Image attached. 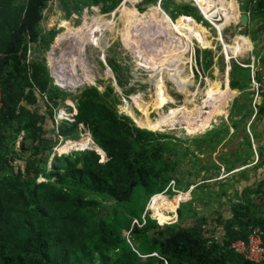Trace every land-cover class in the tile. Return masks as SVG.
Here are the masks:
<instances>
[{
  "label": "trees",
  "instance_id": "trees-1",
  "mask_svg": "<svg viewBox=\"0 0 264 264\" xmlns=\"http://www.w3.org/2000/svg\"><path fill=\"white\" fill-rule=\"evenodd\" d=\"M50 1L0 0V264H257L232 248L234 241L247 240L253 228L264 231V213L253 209L249 199L233 203L228 218L199 215L195 208L186 215L183 204L176 221L161 224L145 211L148 200L174 179V165L166 157L176 155L169 146L172 138L120 114L112 87L83 89L75 96L74 121L59 128L68 139L84 125L107 159L93 149L53 154L59 138H48L44 124L47 114L54 116L61 93L52 86L46 64L29 58L30 44L50 48L59 34L41 26ZM70 1L81 13L94 5L109 12L123 0ZM146 1L160 2L173 19L181 13L206 23L191 1L185 7L175 0ZM263 6L259 0L256 9ZM212 53L197 49L204 70L213 64V58L206 60ZM250 75V68L233 62L231 88L243 90ZM45 94L47 114L30 107ZM227 127L201 138L197 150L210 146L215 151L227 137ZM22 132L32 139V152L24 166H16ZM134 218L139 222L132 223ZM219 223L224 233L217 236Z\"/></svg>",
  "mask_w": 264,
  "mask_h": 264
},
{
  "label": "rangeland",
  "instance_id": "rangeland-1",
  "mask_svg": "<svg viewBox=\"0 0 264 264\" xmlns=\"http://www.w3.org/2000/svg\"><path fill=\"white\" fill-rule=\"evenodd\" d=\"M175 1L184 7L185 1H191V5L194 3L193 0ZM175 1L169 3L170 10ZM209 3H212L209 12L213 15L206 13L204 25L187 14L180 13L178 18H171L159 2L123 0L109 12H105L101 5H94L85 7L80 13L73 10L71 1L68 4L67 0H51L41 26L45 31H59L56 42L54 40L50 48L30 44L29 58L46 64L52 86L61 93L53 117L47 114V94L39 96L37 104L30 106L47 114L44 128L48 133L45 135L59 138L54 155L93 149L101 154L102 160L107 159H104L101 148L95 146L91 132L84 129V125L80 124L79 132L68 139L59 134L62 123L74 121L72 115L77 112L75 96L92 85L101 91L112 87L120 114H127L139 126L147 124L152 130L172 138L169 146L176 155L166 157L174 165V179L168 184L169 190L167 187L148 200L145 209L161 224L176 221L178 208L183 204L188 207L184 208L186 215L190 213L188 209L195 208L199 215L212 214L215 218L227 204L232 209V204L243 197L251 200L253 209L264 213V171L257 172L252 183L243 178L246 181L234 184V176L246 172V169L238 171L241 168L237 166L251 163L248 149L244 151L240 144L242 129L229 138L230 129L227 127L229 139L225 138L215 151L210 146L202 153L197 150L200 139L211 135L216 128L225 127L223 122L229 121L231 130L235 131L234 123L245 110L241 103H247L250 98L248 85L241 91L232 90L227 84L232 59L241 61L247 58L236 56L240 50L237 46H241L236 39H245L244 33H239V25H226L228 15L224 17L217 13L223 9H219L216 0ZM245 40L246 47L248 41ZM198 48L213 51L212 56L206 58L209 61L214 57L213 64L205 70L196 60ZM200 54L203 56V52ZM63 92L67 95L64 96ZM223 101L225 113L213 112L204 132L186 133L184 127L189 121L198 123L214 108L221 109ZM76 139L87 140L90 144L68 150L64 148L69 140ZM32 146V139L22 132L16 141V148L21 151L16 166H24ZM186 150L189 153L185 154ZM226 216L223 215L228 218ZM138 222L136 218L132 220V223ZM210 228L214 231L212 225ZM215 229L217 236L224 233L220 223Z\"/></svg>",
  "mask_w": 264,
  "mask_h": 264
},
{
  "label": "crops",
  "instance_id": "crops-1",
  "mask_svg": "<svg viewBox=\"0 0 264 264\" xmlns=\"http://www.w3.org/2000/svg\"><path fill=\"white\" fill-rule=\"evenodd\" d=\"M216 1H218V4H221L223 1L224 3L223 7L225 6L227 10L228 16L226 17L225 20L227 21L226 25L229 26L232 24L239 25V29L241 30L239 33H244L243 36L248 41L245 47L244 44L245 43L244 41H246L245 39L243 40L236 39L237 43L241 45L240 47L237 46L238 48H240V50H238L236 56L240 55L241 58L243 57H247V58L242 59L241 61H237L235 59L232 60L233 62H236L243 67H248L251 69V75H250L251 81L249 82L248 85V91H249L248 94L250 98L248 99L247 103L244 101L241 103V107H243L245 110L243 114H240L238 116V120L234 123L236 124L235 131L231 130L230 128L231 124L229 121L227 123L225 121L223 122V124L225 125V127L228 126V128L230 129L229 138L234 136L235 133L237 134L238 129L240 130L242 129L243 136L240 137V144L243 145V150L245 151L246 149H248L247 153L250 154V155L248 154L251 160L250 164L237 166L238 169L241 168L238 171L242 169H246L244 170L246 172H240V174H236L234 176L236 179L235 180L236 182H234V184H236L237 182L243 183V181H246L243 178H247L249 183H252L255 179L254 176L257 175V172L259 173L264 171V159L261 158L258 161L254 159V154L256 157V153L262 154L264 150V99L259 96L255 98V93H256L255 79L260 77V74L261 76L264 74V6L259 9L258 8L256 9L257 4H253L248 0H222V1L216 0ZM210 5L211 4L209 3V6ZM244 12L248 14V22L246 25L241 24V14ZM201 13L204 14V12L202 11ZM224 27H228V26H224ZM228 60L230 61V59ZM228 68L230 70L228 71L229 76L227 78V84L231 88L230 80H231L232 63L231 66H229ZM232 90H239V89H232ZM244 116H247L245 120H243ZM229 138H227L226 140H228ZM242 188L243 187H241L240 192L242 191ZM222 210H223L222 214L224 216H226L227 213H228L227 215L228 217L231 216L230 204H227V206L224 207Z\"/></svg>",
  "mask_w": 264,
  "mask_h": 264
},
{
  "label": "built area",
  "instance_id": "built-area-1",
  "mask_svg": "<svg viewBox=\"0 0 264 264\" xmlns=\"http://www.w3.org/2000/svg\"><path fill=\"white\" fill-rule=\"evenodd\" d=\"M259 0H252L253 4H257ZM193 5L200 6L196 4L195 0H193ZM223 2L219 4V9L221 12H217L218 14H222V16L225 17L227 14V10L225 6L223 7ZM218 8V7H217ZM202 12H204V16L207 17L208 15L205 13V11L200 8ZM211 9V8H210ZM209 9V11H210ZM208 11V12H209ZM210 13V12H209ZM213 13H210L209 16H212ZM255 84H256V93H255V98L262 97L264 99V74L261 76L260 79H255ZM3 91H2V86L0 84V108L3 105ZM74 119V115H72ZM262 157H264V150L262 154L256 153V161L260 160ZM264 231L260 227H255L251 230L249 233L248 239L243 240L239 239L237 241H234L232 243V248L242 254L246 259L250 260L251 262L257 263V264H263L264 263Z\"/></svg>",
  "mask_w": 264,
  "mask_h": 264
},
{
  "label": "bare ground",
  "instance_id": "bare-ground-1",
  "mask_svg": "<svg viewBox=\"0 0 264 264\" xmlns=\"http://www.w3.org/2000/svg\"><path fill=\"white\" fill-rule=\"evenodd\" d=\"M211 0H198V4L199 6L205 11V13H207L209 11V2ZM222 1V0H221ZM197 2V1H196ZM218 2V1H217ZM223 2V1H222ZM212 4V3H211ZM143 18V17H142ZM167 21V20H166ZM167 23V22H166ZM171 27V26H170ZM176 27V26H175ZM166 28V27H164ZM179 28V27H178ZM170 29V28H169ZM176 31V30H175ZM174 31V32H175ZM172 32V30H171ZM67 38V36H66ZM232 56V55H231ZM213 101H214V97H212ZM222 105V104H221ZM225 104H224V101H223V106L221 109H213L212 113L207 116L206 118L204 119H201L198 123H193L192 121H189L187 126L184 127V129L186 130V133L188 134H197V133H200V132H204L205 128L207 127L209 121L212 119V114L213 112H215L216 114H224L225 113V108H224ZM128 110V109H127ZM173 111H177L175 109H172ZM129 111V110H128ZM131 111V110H130ZM67 113V112H66ZM132 113V111H131ZM223 122V120L221 121ZM88 144H90L89 141L87 140H69L65 145H64V148L66 150L68 149H71L73 147H77V146H80V147H83V146H87Z\"/></svg>",
  "mask_w": 264,
  "mask_h": 264
},
{
  "label": "water",
  "instance_id": "water-1",
  "mask_svg": "<svg viewBox=\"0 0 264 264\" xmlns=\"http://www.w3.org/2000/svg\"><path fill=\"white\" fill-rule=\"evenodd\" d=\"M247 22H248V14L244 12V13L241 14V24L242 25H246ZM95 146L99 148V146L97 144H95Z\"/></svg>",
  "mask_w": 264,
  "mask_h": 264
}]
</instances>
